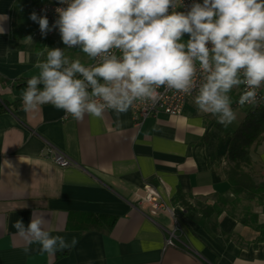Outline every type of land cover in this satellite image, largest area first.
Returning a JSON list of instances; mask_svg holds the SVG:
<instances>
[{"label": "crops", "instance_id": "obj_1", "mask_svg": "<svg viewBox=\"0 0 264 264\" xmlns=\"http://www.w3.org/2000/svg\"><path fill=\"white\" fill-rule=\"evenodd\" d=\"M49 1L0 0V264H264V202L250 206L256 221L246 225L229 214V134L214 116L198 113L195 99L180 115L149 117L139 128L131 108L119 118L106 110L82 121L50 104L23 110L22 90L51 48L85 66L92 61L60 37L37 33L29 16ZM54 151L70 163L52 162ZM251 157L247 167L264 175V138ZM146 186L167 211L153 214L139 201ZM177 194L188 209L174 202ZM221 199L220 215L202 216ZM33 210L51 235L76 237L77 245L49 255L33 244L26 254L12 225L21 219L27 226ZM89 217H99V229L88 226Z\"/></svg>", "mask_w": 264, "mask_h": 264}, {"label": "clouds", "instance_id": "obj_2", "mask_svg": "<svg viewBox=\"0 0 264 264\" xmlns=\"http://www.w3.org/2000/svg\"><path fill=\"white\" fill-rule=\"evenodd\" d=\"M57 2L62 6L55 9L58 18L51 26L46 14L29 16L41 35L58 29L65 48L100 60L85 66L70 61L64 49L51 48L35 64L39 74L22 90L25 112L50 104L77 121L101 118L106 110L119 118L137 101L154 103L165 87L194 92L198 113L211 114L227 127L236 120L229 95L234 86H244L238 105L258 103L257 90L264 85V0H192L187 5L179 0V7L178 0ZM47 224L35 210L27 226L21 219L13 222L26 254L33 244L49 255L77 245L76 237L51 235Z\"/></svg>", "mask_w": 264, "mask_h": 264}, {"label": "trees", "instance_id": "obj_3", "mask_svg": "<svg viewBox=\"0 0 264 264\" xmlns=\"http://www.w3.org/2000/svg\"><path fill=\"white\" fill-rule=\"evenodd\" d=\"M228 137L226 156L230 166L226 173L233 196V200H229V214L246 225L247 221H256V216L249 211L250 206L264 202V180L256 181V178L245 169L252 162L251 149L258 146L264 138V107L247 111L237 129ZM174 202L180 203L186 209L189 208L186 197L181 194L175 196ZM225 203V200L221 199L211 206L207 205L203 209L202 216L207 217L212 213L220 215ZM242 203L244 205H241ZM238 205L242 207L237 209ZM107 219L109 220L106 222V227L110 228L113 221L110 220L111 218ZM88 220L90 228H100L99 217H89Z\"/></svg>", "mask_w": 264, "mask_h": 264}, {"label": "built area", "instance_id": "obj_4", "mask_svg": "<svg viewBox=\"0 0 264 264\" xmlns=\"http://www.w3.org/2000/svg\"><path fill=\"white\" fill-rule=\"evenodd\" d=\"M196 2L202 3V0H196ZM183 3L187 5L192 3V0H183ZM60 6L62 5L58 4L57 0H52L37 5L34 8V11L37 13V15L46 14L49 20V25L51 26L54 23L55 19L58 18L55 9ZM177 6L179 7V0ZM42 9H46L47 10L46 13L42 12ZM180 10H186V9H180ZM37 33L41 35L39 31V24H38ZM53 35L60 37L59 30L56 29L47 34V36H53ZM183 40L186 42L187 34H185ZM113 54L119 55L118 50H113ZM99 60H100L99 57H97L95 60L92 59L90 65L95 66V64L98 63ZM197 75L198 76L200 75L199 69ZM238 88L239 89H238L236 101L238 100L240 94L244 91V86H238ZM158 92H159V96L154 103L153 102L145 103V102L137 101L131 107L132 120L135 127L139 128L147 118L154 117L159 114H164L167 116L180 115L183 111L186 102L191 98H195L196 95L194 92L190 95H185L183 93L176 92L175 90L166 89L165 87H161L160 89H158ZM257 93H258L257 104L255 105L245 104L244 106H240L235 101V107L246 108L250 111L258 110L264 107V85H262L261 88L257 90ZM49 157L52 162H54L59 166H66L70 163V160L59 151H54L51 155H49ZM139 201L150 204L151 213L153 214L159 211H167L169 209L151 186H146V189L144 190L143 195L139 198ZM165 242L166 245H170V246L173 245L172 236L167 238Z\"/></svg>", "mask_w": 264, "mask_h": 264}, {"label": "rangeland", "instance_id": "obj_5", "mask_svg": "<svg viewBox=\"0 0 264 264\" xmlns=\"http://www.w3.org/2000/svg\"><path fill=\"white\" fill-rule=\"evenodd\" d=\"M73 53L78 55V52H73ZM238 89H239L238 86H234L232 92L229 93V95H230L232 100L235 98L236 94L238 93ZM191 99L194 100L195 98H191ZM232 107H233V103H232ZM233 110L236 113V120L233 121L227 127H225V126L222 127L223 133H225L226 135L233 133L237 129V127H238V125H239V123L241 121L240 118L242 117V115L245 116L247 111H249L246 108H237V107H233ZM215 121L217 122L216 118H215ZM253 168H254V170H253ZM245 169H246L247 172L251 173V175L255 176L256 181L264 179V175L261 172L262 169H257L255 167H251V168L245 167Z\"/></svg>", "mask_w": 264, "mask_h": 264}]
</instances>
